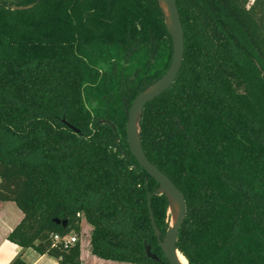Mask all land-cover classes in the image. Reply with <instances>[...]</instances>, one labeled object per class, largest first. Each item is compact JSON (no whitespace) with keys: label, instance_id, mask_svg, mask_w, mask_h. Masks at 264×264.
I'll list each match as a JSON object with an SVG mask.
<instances>
[{"label":"trees","instance_id":"trees-1","mask_svg":"<svg viewBox=\"0 0 264 264\" xmlns=\"http://www.w3.org/2000/svg\"><path fill=\"white\" fill-rule=\"evenodd\" d=\"M176 3L183 65L144 108L145 155L185 198L189 264H264V0ZM172 58L158 0H0V202L24 214L11 264H28L27 250L82 264L83 217L92 255L169 264L149 211L163 239L168 201L126 126Z\"/></svg>","mask_w":264,"mask_h":264},{"label":"water","instance_id":"water-1","mask_svg":"<svg viewBox=\"0 0 264 264\" xmlns=\"http://www.w3.org/2000/svg\"><path fill=\"white\" fill-rule=\"evenodd\" d=\"M158 3L164 16L165 25L172 39V63L167 73L159 81L139 94L134 100L128 114L126 135L132 156L135 158L140 168L159 185V188L154 195L165 196L168 201V229L163 239L156 226L149 202L152 227L164 258L169 264H185L181 259H184L186 264H189L188 260L181 254L177 247L179 232L187 216L185 198L171 179L148 160L142 146L141 118L144 108L147 104L160 97L173 86L181 71L185 54V34L176 0H158ZM71 128L74 129L73 127ZM56 223L60 224V221H56ZM66 225L67 222H64L63 226L65 227ZM151 249L150 245L146 246V256L149 259L158 262L159 257L156 254H153Z\"/></svg>","mask_w":264,"mask_h":264},{"label":"crops","instance_id":"crops-1","mask_svg":"<svg viewBox=\"0 0 264 264\" xmlns=\"http://www.w3.org/2000/svg\"><path fill=\"white\" fill-rule=\"evenodd\" d=\"M23 218L24 214L18 209L15 203L0 202V264H11L22 253V249L9 242L7 238L21 223ZM23 259L28 264H58L54 258L39 255L33 250L25 251ZM81 260L82 264H130L102 260L91 254L89 245L88 252L84 251L82 245Z\"/></svg>","mask_w":264,"mask_h":264},{"label":"rangeland","instance_id":"rangeland-1","mask_svg":"<svg viewBox=\"0 0 264 264\" xmlns=\"http://www.w3.org/2000/svg\"><path fill=\"white\" fill-rule=\"evenodd\" d=\"M93 227L87 222L85 217H83V227H82V241L81 244L83 245L84 251L88 252V245L90 248V237L92 233ZM31 260V259H30ZM87 263V260H86Z\"/></svg>","mask_w":264,"mask_h":264},{"label":"built area","instance_id":"built-area-1","mask_svg":"<svg viewBox=\"0 0 264 264\" xmlns=\"http://www.w3.org/2000/svg\"><path fill=\"white\" fill-rule=\"evenodd\" d=\"M55 242L61 243L65 249H69L72 245L78 242L77 236L74 235H67L61 237L59 235L54 236Z\"/></svg>","mask_w":264,"mask_h":264},{"label":"bare ground","instance_id":"bare-ground-1","mask_svg":"<svg viewBox=\"0 0 264 264\" xmlns=\"http://www.w3.org/2000/svg\"><path fill=\"white\" fill-rule=\"evenodd\" d=\"M181 260H182V262H183V263H185V264H186V262H185V260H184V259H181Z\"/></svg>","mask_w":264,"mask_h":264},{"label":"flooded vegetation","instance_id":"flooded-vegetation-1","mask_svg":"<svg viewBox=\"0 0 264 264\" xmlns=\"http://www.w3.org/2000/svg\"><path fill=\"white\" fill-rule=\"evenodd\" d=\"M151 251H152V249H151Z\"/></svg>","mask_w":264,"mask_h":264}]
</instances>
